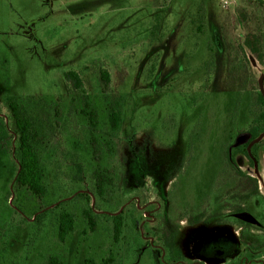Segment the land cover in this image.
Here are the masks:
<instances>
[{"label": "rangeland", "instance_id": "374dc122", "mask_svg": "<svg viewBox=\"0 0 264 264\" xmlns=\"http://www.w3.org/2000/svg\"><path fill=\"white\" fill-rule=\"evenodd\" d=\"M261 2L0 0V264H48L51 256L64 264H165L196 230L218 228L237 237L240 250L230 251L239 261L247 213L256 218L253 242L261 241L260 202H246L238 174H253L239 162L246 141L238 140L254 128L264 137L256 123L264 114ZM101 70L111 78L110 100L123 108L112 138ZM70 72L100 111L95 140ZM12 103L42 133L41 202L14 182ZM258 147L260 156L264 143ZM229 153L242 168L228 167ZM101 177L112 180L104 199L96 195ZM63 212L75 218L64 243L57 234ZM174 233L171 255L160 238ZM209 245L197 253L227 259L224 242Z\"/></svg>", "mask_w": 264, "mask_h": 264}, {"label": "trees", "instance_id": "16d2710c", "mask_svg": "<svg viewBox=\"0 0 264 264\" xmlns=\"http://www.w3.org/2000/svg\"><path fill=\"white\" fill-rule=\"evenodd\" d=\"M261 4H264L261 2ZM248 46H251L250 43H247ZM256 52V48L253 49ZM99 79L103 84L102 91L100 90V96L103 100L109 102L107 105L105 112L108 113V125L110 129V138L114 137L117 132L121 129L122 124V109L119 101L120 100H113L115 101L112 103L109 96V86L111 82L110 75L107 71L101 70L99 72ZM66 78L69 82L72 83L74 89L81 91L83 98L85 101V107L81 110V114L83 115L84 119L89 124L91 128V135L93 140L97 137L94 136L96 128L99 126V118H100V111H98L97 106L91 104L89 99L91 98L89 95L83 91L82 88V81L79 74L75 72H70L66 74ZM260 101L264 102V99L260 97ZM254 106H257L255 103ZM89 107V108H88ZM11 110L13 115V130L12 139H16V145L12 150V157L14 160V164L16 166L14 182L15 185L21 190L25 192H29L38 200H43L47 194V188L45 185L46 180V171L41 159V131L39 129L38 124H36V120L29 115L24 113L23 110H20L18 106L14 103L11 104ZM261 115V112H260ZM263 115V114H262ZM258 124V123H257ZM264 126V123H262ZM258 128L253 130L255 133L257 132ZM107 140V139H106ZM249 140V139H247ZM246 147V145H245ZM230 162V161H229ZM231 163V162H230ZM231 165V164H230ZM242 179V178H241ZM243 180V179H242ZM244 181V180H243ZM101 184L97 185V193L96 195L99 196L101 199H104L107 189L109 185L112 183L111 181H106L104 177H101L100 180ZM86 218L88 220L89 226L91 230L95 229L94 223V215L95 209L90 208L85 211ZM37 217H40L38 215ZM117 221L115 226V234L119 235L121 228H122V219L120 215L115 216ZM75 230V218L74 215L69 212H63L58 216V227H57V234L58 239L60 242H66L67 238L74 232ZM191 232H193L191 230ZM176 239V233L170 236H164L160 238V240L166 243L165 245L169 248V251H173L174 242ZM110 261H103L102 264H109ZM48 264H64L63 261L58 257L51 256L48 259ZM84 264H96L93 260L88 259L84 262Z\"/></svg>", "mask_w": 264, "mask_h": 264}, {"label": "flooded vegetation", "instance_id": "af4514ba", "mask_svg": "<svg viewBox=\"0 0 264 264\" xmlns=\"http://www.w3.org/2000/svg\"><path fill=\"white\" fill-rule=\"evenodd\" d=\"M259 89L262 90L261 87ZM264 92L260 93V96L262 94V97L264 96ZM261 111V115L257 117V122L254 121V123H264V114ZM257 128H254V130ZM261 135V134H260ZM264 135V132H263ZM258 133H255L254 131L249 132L248 137L245 136V153L242 159H240V164L243 166H247V168L253 172L251 174L250 172L244 174L241 173L239 168H242L240 164L233 163V159H230V153L228 157V167H233L238 169L239 177L244 180V187H245V198L246 202L252 203L254 200H259L260 202V217H259V228L258 232L261 235V241L258 243L253 242L252 233L255 229H253V225L257 226L256 218L252 216V214L247 213V223L249 225L248 229V239L246 240L245 244V256L243 259H240L237 261V255L239 253H235L230 251L232 247H236L239 249V242L235 234L232 230L228 228H218L215 230H204L199 229L196 230L197 234L195 235V239L191 240L187 239V244H184L182 246V250H180V254L176 255L174 257H177L176 261H172L171 263H165V264H264V149L262 150V154L259 156V149L258 147L260 144L264 143V137H262V140H260L261 137H258ZM249 139V140H247ZM231 164V165H230ZM239 167V168H237ZM235 182L234 179L232 181ZM191 230H189L190 232ZM187 232V231H186ZM221 241L224 242L229 248L227 249V259H222L219 261L216 260H210V258L201 257L197 252L201 248L204 251H210L208 248L211 243ZM174 248V247H173ZM215 248V247H214ZM212 248L211 251L214 249ZM159 249H162L164 253L167 252V249H164L163 247H160ZM202 250V251H203ZM240 250V249H239ZM169 251V250H168ZM171 254V250H170ZM172 255V254H171Z\"/></svg>", "mask_w": 264, "mask_h": 264}, {"label": "water", "instance_id": "95a60500", "mask_svg": "<svg viewBox=\"0 0 264 264\" xmlns=\"http://www.w3.org/2000/svg\"><path fill=\"white\" fill-rule=\"evenodd\" d=\"M238 141H239V143H243L245 141V138L241 137Z\"/></svg>", "mask_w": 264, "mask_h": 264}]
</instances>
